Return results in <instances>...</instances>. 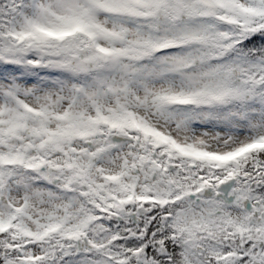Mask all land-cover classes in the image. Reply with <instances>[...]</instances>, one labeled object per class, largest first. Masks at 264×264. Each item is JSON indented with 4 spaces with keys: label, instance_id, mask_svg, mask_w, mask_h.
<instances>
[{
    "label": "snow or ice",
    "instance_id": "6c2138e0",
    "mask_svg": "<svg viewBox=\"0 0 264 264\" xmlns=\"http://www.w3.org/2000/svg\"><path fill=\"white\" fill-rule=\"evenodd\" d=\"M0 264H264V0H0Z\"/></svg>",
    "mask_w": 264,
    "mask_h": 264
}]
</instances>
